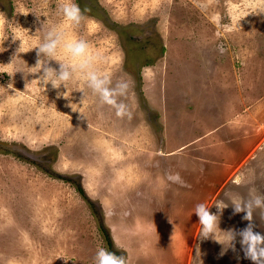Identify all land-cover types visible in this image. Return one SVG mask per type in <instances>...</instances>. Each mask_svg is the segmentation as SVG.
I'll list each match as a JSON object with an SVG mask.
<instances>
[{
	"label": "rangeland",
	"instance_id": "374dc122",
	"mask_svg": "<svg viewBox=\"0 0 264 264\" xmlns=\"http://www.w3.org/2000/svg\"><path fill=\"white\" fill-rule=\"evenodd\" d=\"M74 2L79 25L63 21L57 0H0V264H94L108 249L101 227L128 264H253L239 235L234 248L223 232V244L200 239L194 209L206 204L222 231L239 233L250 222L227 197L264 194V0ZM61 23L88 41L113 84L129 83L119 99L130 115L117 117L79 78L54 89L17 72L35 66L28 50ZM21 40L26 53L8 65ZM193 58L222 62L217 74L229 78L243 73L227 104L209 96L198 118ZM247 65L256 78L245 86ZM219 201L229 203L222 214ZM259 214L251 223L264 234Z\"/></svg>",
	"mask_w": 264,
	"mask_h": 264
},
{
	"label": "clouds",
	"instance_id": "9594fccd",
	"mask_svg": "<svg viewBox=\"0 0 264 264\" xmlns=\"http://www.w3.org/2000/svg\"><path fill=\"white\" fill-rule=\"evenodd\" d=\"M56 11L63 21L73 25H79L84 18L83 10L74 0H57ZM46 23L47 21L43 23L41 29H37L36 34L44 30ZM15 40L17 39L13 35V42ZM21 41L22 43L17 48L12 62L8 65L13 64L21 53H26L23 51L24 41ZM34 49L37 50L35 66L29 67L27 65L28 71L23 69L17 71L23 72L26 80L30 74H39L38 79L32 81H39L45 87L51 84L54 89H59L63 86L68 90V82L79 78L87 85L92 94L99 98L101 104H106L115 109L117 117L130 115L127 112V105L119 99L127 95L129 83L120 79L113 84L110 75L99 67L101 58L91 52L88 41L83 38L69 36L63 23L48 28L42 41L28 51ZM53 60L58 62L59 69L50 66ZM8 86H11V84ZM80 91L83 93L81 104L84 105L87 100V93L84 90ZM67 92L60 94L67 96ZM72 109L75 111L74 108ZM169 179L178 180L179 176L178 174L175 176L170 175ZM227 201L233 206L235 213H245L243 219L250 222L247 227L240 230L239 233L235 230L222 231L219 227L220 215L212 213L210 207L206 204L199 203L194 209L201 226L199 238H212L222 243L217 238V235L218 232H223L227 234L230 247L234 248L233 241L239 235L246 258L253 261V264H264V234L254 231L255 225L251 223L253 221V213L257 209L260 210V219L264 220V194H257L255 189H250L247 198L238 195L228 196ZM229 203L219 201L215 206L218 212L222 214L223 210L229 206ZM197 249L199 250L198 245ZM94 264H128V258L127 255H117L104 247H98L94 256Z\"/></svg>",
	"mask_w": 264,
	"mask_h": 264
},
{
	"label": "crops",
	"instance_id": "0c3cea01",
	"mask_svg": "<svg viewBox=\"0 0 264 264\" xmlns=\"http://www.w3.org/2000/svg\"><path fill=\"white\" fill-rule=\"evenodd\" d=\"M177 55H179V57H180L181 54L178 53ZM209 61H211V58H209ZM209 61L205 58H203V59L202 58L201 59L195 58L192 62L193 66H194L193 71H191L192 75L197 77V80L199 83H201V87H203V91H204V93L201 97H195L193 100V102L195 104H197L196 106H194L193 112H195V113L192 114V117H194V118H198L201 116V111L199 110L200 108H198V104L201 101H204V102H206V100L208 101L207 97H209V96L212 97V96H218V95L222 96L223 95V96H225V98H222V101L225 104H227L226 94H227V88L230 85L231 80H234L232 85H234L239 80H240V83L243 84V73L235 79H234V77L229 78L228 76H225V74H223V73L217 74L218 71L222 70L223 63L222 62H213V61L209 62ZM221 66H222V68H221ZM245 68H246V71H245L246 73H245L244 85L246 86V85H248V82H247L248 80H253L256 78V74L253 71V69H249L250 67L248 65ZM254 87H256V86L254 85ZM216 93H218V95ZM235 96L237 98L236 94H235ZM211 97H210V99H211ZM229 98L231 99V101H233L232 96H229ZM241 98H242V96H241ZM239 103H242L241 99H239ZM234 104L237 105L236 103H234ZM197 108H198V110H197ZM233 109L235 110L236 106ZM225 110H226V115L231 116L230 114H232V112L228 111L226 108H225ZM201 120L202 119H199V120H197V122L199 121L202 124ZM193 128H195V126ZM196 131L197 130L194 131V134L196 133ZM192 132L193 131L191 130V134H192ZM167 133H168V131H167ZM166 141H168V135H166ZM166 146H167V144L165 142V148H166ZM236 178H238V176H236Z\"/></svg>",
	"mask_w": 264,
	"mask_h": 264
},
{
	"label": "trees",
	"instance_id": "16d2710c",
	"mask_svg": "<svg viewBox=\"0 0 264 264\" xmlns=\"http://www.w3.org/2000/svg\"><path fill=\"white\" fill-rule=\"evenodd\" d=\"M7 151V150H6ZM43 170L48 173L49 175H52V176H55V177H59V178H62V179H65V180H68L67 178L63 177L61 174L57 173V172H53L51 170H48L46 168H43ZM77 190L81 193L82 196L86 197L85 193H84V190L83 188L80 186V185H77ZM102 228V232L104 233V237H105V240H106V243H107V246H108V249L112 252H115L117 255H123V251L117 249L114 245H113V242H112V239L107 231V229Z\"/></svg>",
	"mask_w": 264,
	"mask_h": 264
}]
</instances>
